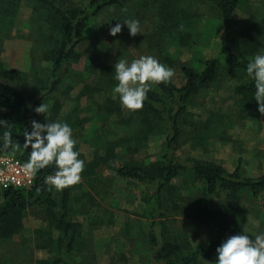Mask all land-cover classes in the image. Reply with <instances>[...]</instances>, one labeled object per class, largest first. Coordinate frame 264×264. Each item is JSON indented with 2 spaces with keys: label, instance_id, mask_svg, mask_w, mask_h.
Segmentation results:
<instances>
[{
  "label": "rangeland",
  "instance_id": "1",
  "mask_svg": "<svg viewBox=\"0 0 264 264\" xmlns=\"http://www.w3.org/2000/svg\"><path fill=\"white\" fill-rule=\"evenodd\" d=\"M72 1L85 5L88 0ZM176 6L187 11L186 20L190 21L183 32L188 34L184 42L180 41L179 32L174 26L167 25L169 14L174 16V0H123L122 6L107 7L91 17L83 40L76 47L81 58L66 65L59 89L62 91L68 87V96L64 99L61 113H71L76 109L78 117H89L73 128V136L77 140L75 148L80 152V158L89 162L96 153L103 152L105 143L114 142L120 137L124 139L117 146L116 160L109 163L112 166L96 165L89 177L81 175L79 183L70 185L69 198L73 212L70 219L79 225L75 248L71 253L77 264H161L157 253L161 249L162 239L157 228L158 242L155 246H151L143 236L128 238L122 231L127 217L141 219L148 230L149 219L143 216L141 199L147 188L135 180L117 175L113 167L119 162L148 163L158 159L166 151L167 130L155 125L141 139H137L134 134L139 122L134 120L128 124L123 119L128 120L127 116L132 111L121 107L119 113L105 110L98 112L97 107L99 103L110 99L121 104L118 94L113 91L114 86H105L101 82L104 66L115 65L121 58L130 61L141 55H153L174 69L171 80L179 84L182 66L199 70L203 60L218 55L221 22L216 10L202 0H176ZM250 15L256 19L250 18ZM263 16L264 2L249 0L236 10L234 21L236 26L253 24L262 31ZM128 18L140 21L139 33L130 35L126 25L115 36L109 33V28L115 23L123 24L118 20ZM257 37V48L249 52L252 57L258 51H264V35ZM58 38V32L51 26L49 11L45 7L33 0H0V60L4 66L21 71L28 82L34 83L37 77L46 76L52 65L50 50L52 44H57ZM166 56L172 63L164 61ZM86 83L100 90L83 95L81 91ZM234 84L232 79L225 76L216 88L203 90L195 97L187 109L189 114L186 119H192V122L183 123L188 134L194 119H205L212 110L233 111L236 108ZM231 120L233 124L222 125L219 134L209 139V144L203 148L193 147L189 139L182 136L179 146L173 151L176 160L187 161L193 157L232 170L241 159L244 174L264 173V115L258 112L255 119L243 121L232 115ZM133 147H137V152L128 150ZM182 183L181 176L172 180V184L181 190L175 194L184 198L199 197L203 206L215 207L228 202L223 194L203 197L199 186L189 183L182 186ZM166 197L173 206L172 213L167 211L165 217L166 234L173 240L171 245H174V237L179 235L191 245L202 246L227 236L228 233L212 220L199 221L179 215L184 214L181 211L187 208L184 200L178 202L181 210L175 214L174 200L177 197H174V193ZM238 202L234 205L237 203L246 213L242 231L248 232L250 236L264 231V208L261 204L259 206L245 196L240 197ZM24 221L31 229H43L45 233L26 238L21 232L0 244V264H38L40 259L50 262L57 256L58 253L50 246H38L42 238L57 234L47 227L42 210L36 205L29 206ZM48 229L50 234L47 233ZM213 258L215 261L216 251ZM214 261L207 264H214Z\"/></svg>",
  "mask_w": 264,
  "mask_h": 264
},
{
  "label": "trees",
  "instance_id": "2",
  "mask_svg": "<svg viewBox=\"0 0 264 264\" xmlns=\"http://www.w3.org/2000/svg\"><path fill=\"white\" fill-rule=\"evenodd\" d=\"M49 11L51 26L58 32L57 44H52L50 66L45 77H37L34 83L28 82L21 71L16 68L4 66L0 60V119L11 124L13 137L21 146L13 153L10 149H0L1 154H13L22 160L29 157V149L23 147L24 127H29L30 121L36 119L40 122L48 120H60L68 122L72 128L81 124L88 116L78 117L76 109L71 113H61L64 99L68 96V87L60 91L66 65L70 61H78L80 52L76 49L82 42L85 30L91 17L96 16L101 10L123 5V0H88L85 5H78L72 0H33ZM213 7L221 22V33L219 42V53L216 56L203 60L201 69L192 66H182V76L179 84L171 79L168 82L153 83V88L148 91L147 99L143 107L132 111L128 115V124L134 120L139 122L135 138L141 139L146 132L153 129L155 125L167 130L165 139V152L158 159L148 163L143 162H119L113 167L117 175L135 180L143 184L147 190L141 199L143 204V216L149 219L148 230L145 229L143 221L136 217H127L124 221L122 231L128 238H140L143 236L151 246L157 244L155 228L158 229L162 239L161 249L157 258L161 264H207L214 261L213 253L217 246L228 235L241 232L245 210L238 205L240 197L245 196L264 208V173L259 175L244 174L241 159L232 170L223 166L188 158L187 161L176 160L173 151L179 146L182 136L193 147H206L209 139L219 134L222 125H232V115L238 120L255 119L258 114L257 102L254 99V84L246 73V65L252 58L249 52L257 48V36L264 35L263 30L255 28L253 24L247 26H236L234 13L249 0H202ZM264 2V0H262ZM174 0V16L169 14L168 27L174 26L179 32L180 41L184 42L186 35L183 33L188 25L187 11L181 7L176 8ZM264 17V16H263ZM250 18L256 17L250 15ZM167 19V18H166ZM261 25V24H260ZM255 33H258L256 36ZM251 53V52H250ZM164 61L172 63L166 56ZM114 65L104 66L101 74V82L109 86H115L118 81L114 78ZM227 76L234 81L233 93L237 95L235 109L225 111L216 109L209 111L205 119L197 118L191 123L192 129L188 131L183 123L192 122L187 118L188 106L195 97L203 90L216 88L222 79ZM98 85L103 86L102 83ZM100 88L88 85L83 86L81 94L99 91ZM40 103H47L49 111L46 114L36 113L35 107ZM122 105L113 99L98 104L97 110L106 112H120ZM99 114V113H98ZM238 121V122H240ZM144 127H142L141 126ZM121 141V143L119 142ZM124 142L123 137L114 142L105 143L102 153H96L94 158L85 162V168L81 175L89 177L96 165L98 167L112 166L118 154L117 146ZM129 151L137 152V147L129 148ZM178 157V156H177ZM115 159V160H114ZM114 160V161H113ZM112 161L111 164H109ZM55 165H48L40 169L34 177V182L27 188H7L0 192V244L23 232L26 238L33 235L39 236L43 229H31L25 225V217L28 207L38 206L45 214L47 227L50 231H56V236L49 235L42 238L39 247L50 246L58 254L50 262L40 259L38 264H77L71 253L75 248L76 236L79 233V225L70 219L72 203L70 202V186L62 190L45 183V177L54 171ZM181 176L182 186L194 184L200 187L203 197L214 194L225 195L228 202L220 206H203L199 197L184 198L180 188L172 184V180ZM172 191V192H171ZM174 193V213L181 210L179 201L184 200L187 204L181 212L199 221L212 220L215 224L225 230L227 236L218 238L207 246L191 245L186 238L179 236L170 240L166 234L167 211L172 213L167 195ZM260 200V201H259ZM260 203H259V202ZM236 205H234V203ZM47 230V233L51 232ZM41 236V235H40ZM181 238V239H180Z\"/></svg>",
  "mask_w": 264,
  "mask_h": 264
},
{
  "label": "clouds",
  "instance_id": "3",
  "mask_svg": "<svg viewBox=\"0 0 264 264\" xmlns=\"http://www.w3.org/2000/svg\"><path fill=\"white\" fill-rule=\"evenodd\" d=\"M118 21L123 24L118 22L111 26V35L121 32L123 25L127 26L130 35L139 33L138 19ZM114 68V78L118 83L113 91L118 94L122 107L129 110L143 107L152 83L168 82L174 76V69L153 55H141L130 61L121 58ZM246 73L254 84L257 110L264 115V51H258L249 59ZM34 111L46 116L49 105L40 103ZM45 120L32 119L30 130L29 127L23 129V147H30V151L22 169L29 175H35L40 169L55 165L54 171L45 177V183L62 190L81 181L85 160L80 158V152L75 148L77 140L73 136L72 126L66 121ZM20 146L12 135L11 124L0 119V149H10L14 153ZM214 264H264V231L251 236L245 231L228 235L216 248Z\"/></svg>",
  "mask_w": 264,
  "mask_h": 264
},
{
  "label": "built area",
  "instance_id": "4",
  "mask_svg": "<svg viewBox=\"0 0 264 264\" xmlns=\"http://www.w3.org/2000/svg\"><path fill=\"white\" fill-rule=\"evenodd\" d=\"M26 161L13 154L0 155V192L7 188H27L33 184L35 175H29L22 169Z\"/></svg>",
  "mask_w": 264,
  "mask_h": 264
}]
</instances>
